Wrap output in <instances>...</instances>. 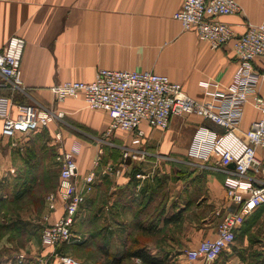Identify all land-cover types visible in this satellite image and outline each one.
Listing matches in <instances>:
<instances>
[{
	"label": "crops",
	"instance_id": "0c3cea01",
	"mask_svg": "<svg viewBox=\"0 0 264 264\" xmlns=\"http://www.w3.org/2000/svg\"><path fill=\"white\" fill-rule=\"evenodd\" d=\"M183 2L0 0V53L13 36L26 41L22 59L23 91L4 88L0 89V95L11 98L15 113L17 106L31 104L65 114L62 120H56L45 130L27 136L19 134L15 139L3 137V121L0 120V200L13 197L15 184L12 183L25 175L29 159L44 164L48 151L54 150L60 155L76 148L78 174L75 181L79 191L85 190V177L95 173L93 189L86 195L77 219L86 217L90 222L92 216L104 215L117 220L115 225L119 231H141L138 224L143 215L139 212L151 211L158 205L163 213L158 227L165 232L166 246H185L189 250L217 237L219 213L235 212L238 207L227 200V173L219 170L216 159L207 162L192 159L189 149L198 127L223 130L201 116L192 115L173 117L165 130L145 125L146 135L137 147L139 150L160 149L165 155L186 156L190 162L187 167H191L192 172L188 178L163 185L153 165L123 158L126 148L135 147L132 140L136 132L116 130L107 135L111 119L106 112L88 108L82 98L58 103L54 94V88L64 82H92L100 69L165 75L182 84L189 97L203 102L209 100L207 84L210 90H216L214 84L218 85V90H225L233 82L238 66L233 46L212 49L195 33L184 31L174 18ZM237 3L240 6L237 14L218 18L230 25L236 36L244 34L250 25L264 24V0H237ZM256 64L261 70L262 60L257 59ZM255 90L264 97V79ZM259 117L260 112L248 105L238 133L242 135ZM187 129L192 131L190 139L175 138ZM58 134L60 140H57ZM110 161L118 166L124 162L122 175L114 178L112 174H105ZM175 167L183 168L181 164ZM160 193L162 198L156 201ZM94 198L104 200L96 213ZM62 213L60 205L55 212L49 211L50 222L56 221ZM178 213L182 214L179 223L165 224V219ZM263 219L264 205L238 230L237 235L247 232L246 243L234 246V256L224 264H264V246L247 243L250 233V237L255 235V224ZM260 240L264 241V234L260 235Z\"/></svg>",
	"mask_w": 264,
	"mask_h": 264
},
{
	"label": "built area",
	"instance_id": "2783aa9c",
	"mask_svg": "<svg viewBox=\"0 0 264 264\" xmlns=\"http://www.w3.org/2000/svg\"><path fill=\"white\" fill-rule=\"evenodd\" d=\"M239 11L237 0H184L182 8L174 15L184 31L195 33L212 49L232 44L238 59L233 82L225 90H218L217 84H214L216 90H210V84H207V101L189 97L182 84L150 71L100 69L92 82H64L54 88L58 103L69 98H82L88 108L106 112L111 119L107 135L116 130L136 132L132 140L135 147L125 149L124 159L141 160L148 156V152L137 148L146 135L145 125L165 130L173 117L194 115L223 130L219 132L207 126L198 127L189 156L205 162L216 159L219 170L227 173V196L238 209L223 217L215 239L204 240L196 248L186 251L187 260L192 264H215L223 251L235 241L246 219L264 205V97L255 90L260 80L264 79V24L250 25L244 34L236 36L233 28L218 18ZM25 46V39L13 36L0 53V89L23 91ZM257 59L263 62L261 70H258ZM248 105L259 111L260 117L240 135L237 130ZM13 108L11 98L0 95L2 135L8 139L45 130L65 115L60 110L31 104L17 106L16 113ZM57 140H60L59 134ZM76 154L77 149L73 148L58 157L62 165L58 191L48 195L46 201L50 210L55 212L60 205L63 213L57 221L44 228L42 240L46 246L75 241L72 229L86 202V195L93 189L94 172L85 177L84 192L77 187ZM113 163L110 161L107 164L105 173L115 171L117 175H122L124 162L117 168ZM231 164L235 165L234 170L229 169ZM19 257L20 261L25 260L24 255ZM37 262L82 264L71 257L60 256L58 251L51 257L39 256Z\"/></svg>",
	"mask_w": 264,
	"mask_h": 264
},
{
	"label": "rangeland",
	"instance_id": "374dc122",
	"mask_svg": "<svg viewBox=\"0 0 264 264\" xmlns=\"http://www.w3.org/2000/svg\"><path fill=\"white\" fill-rule=\"evenodd\" d=\"M190 134H192L191 130H183L180 132L179 136L177 135L175 136V138L181 137L190 139V137L192 136ZM159 150L156 149L150 152L147 151L148 156L139 161H141V163L143 162V164L146 162L145 164L149 163L150 165H153V169L155 168V173H158L160 175V180L162 181L163 185H168L170 182H173L176 179L188 178L189 174L192 171L191 167H187V164L190 162L186 158V156L180 157L170 153L165 155L161 152V150ZM160 152L162 154H160ZM45 157L46 159L44 160V164L42 162H37V166L39 167L38 174L40 175L42 172H50L49 176L53 180H51L50 178V181L48 182L49 184L56 185V174L59 176L62 166L61 162L58 160L59 155H56V153H54V150H52L51 152L48 151ZM179 164H181L183 168L175 167ZM114 166L115 168H117V163L114 164ZM105 174H112L114 178L115 176H119L115 171H107ZM202 176L205 179V174H203ZM12 184H15L14 181ZM56 189L57 188H54L52 191H49L48 184L40 183L37 186L35 192H33L27 200L23 201L21 204H17L11 207V211L9 212V219L11 220V224H15V226H17V229H25L26 232H22L24 233L22 235L11 233L9 236L6 235L0 239V260L2 264H28V261L22 263L19 256L24 255L25 259L28 258L27 260H32L37 257V259L34 260L38 261L39 256L51 257L57 251L60 253V256L71 257L79 263L95 264L94 261L100 256V253L97 251L96 247L100 245L108 246L112 254H122L127 250V248L137 247L139 249L145 250L153 257L158 258V260H160L163 264H192L187 260L186 257V251L189 247L184 246L183 248L181 246H166L167 237L163 229L157 232H152L151 234L143 233L142 231L132 232L128 229L119 231L117 229V225H115V222L117 220L114 217H112L111 219L105 218L104 215L95 217L92 216V220H90V222L86 217L78 218L76 220L77 224L74 226V230L72 229L73 240H75L74 242L72 241L70 244H58L54 247L44 245L42 235L44 233V228L51 224L49 220V211L53 212L49 209L46 198L51 193H56L58 191V189ZM12 193H14V190L12 191ZM160 198H162L161 193L156 196L155 200L157 201ZM227 200L229 203H233L228 198V196ZM103 201V199L102 201H99V199H95V213L98 212V209L101 206V202ZM151 211H153V207ZM219 214L222 220L223 217L228 213L226 214L223 210ZM148 223L149 222H147V224ZM255 225V235L254 237H250V233L247 243L249 246L254 242L261 243L260 246H264V243L261 240L260 242L258 241L260 235L264 234V219L256 223ZM109 226L112 227V230L108 229ZM116 230H118V232H116ZM74 232L78 234V236L75 235ZM245 235H247V232L238 234L235 241L232 243L233 245L231 246V248L229 250H227L228 248H226L215 264H224L229 259H231L235 253L233 250L234 246H238V244L242 243L243 241L244 244L246 243V238L244 237ZM135 241L138 242V246H133L135 245ZM83 246L90 247L88 249H85ZM122 264L144 263L137 258H132L125 260Z\"/></svg>",
	"mask_w": 264,
	"mask_h": 264
},
{
	"label": "trees",
	"instance_id": "16d2710c",
	"mask_svg": "<svg viewBox=\"0 0 264 264\" xmlns=\"http://www.w3.org/2000/svg\"><path fill=\"white\" fill-rule=\"evenodd\" d=\"M34 133H38L34 132ZM31 133V134H34ZM36 160H30L29 159V164H28V170L25 173V175L22 177L21 180L17 179L15 186L13 188L14 194L12 198L9 199H1L0 200V239L3 238L6 235H10L11 233H16L18 235H22L26 232L25 229H17V226L15 224H11V220L9 219V212L11 211V207L17 204H21L23 201L27 200L28 197L35 192L37 186L40 183H45L49 185V191H52L54 188L58 189L57 182L59 183V176L56 174V180L55 184H49L48 181H50V172H42L40 175L38 174V169L39 167L37 166V163H35ZM51 180H53L51 178ZM51 186V187H50ZM56 189V190H57ZM84 206V205H83ZM82 206V207H83ZM160 206H156L153 211H148L145 212L140 211L139 215H143L142 219L139 222V230H141L143 233H149L151 234L152 232H157L161 230L159 228V223L162 221L161 217L163 216V213H160ZM146 209V206L143 208ZM162 209V208H161ZM181 213L173 215L169 219H165L164 222L165 224L169 223H179L181 221ZM147 222H149L147 224ZM77 224V222H76ZM75 224V225H76ZM138 229V228H137ZM74 230V228H73ZM75 235H78L74 232ZM10 240V237H9ZM137 241H135V245L133 246H138ZM85 249H88L90 246H83ZM97 251L100 253V256L94 261L95 264H122L125 260L132 259V258H137L141 260L144 264H163L158 258L153 257L151 254L146 252L143 249H139L137 247L134 248H127L125 252L122 254H112L110 252V249L106 245H100L96 247ZM222 255V254H221ZM26 258L23 262H27L28 264H38L37 259L34 258L32 260H27ZM91 259V258H89ZM0 264H2L0 260Z\"/></svg>",
	"mask_w": 264,
	"mask_h": 264
},
{
	"label": "water",
	"instance_id": "95a60500",
	"mask_svg": "<svg viewBox=\"0 0 264 264\" xmlns=\"http://www.w3.org/2000/svg\"><path fill=\"white\" fill-rule=\"evenodd\" d=\"M229 167H231V168L234 169L235 168V165L234 164H231Z\"/></svg>",
	"mask_w": 264,
	"mask_h": 264
}]
</instances>
